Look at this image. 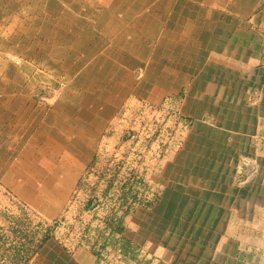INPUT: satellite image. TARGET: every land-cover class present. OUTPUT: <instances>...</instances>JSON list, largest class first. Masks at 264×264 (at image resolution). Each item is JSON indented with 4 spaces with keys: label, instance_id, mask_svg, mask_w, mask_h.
I'll use <instances>...</instances> for the list:
<instances>
[{
    "label": "rangeland",
    "instance_id": "1",
    "mask_svg": "<svg viewBox=\"0 0 264 264\" xmlns=\"http://www.w3.org/2000/svg\"><path fill=\"white\" fill-rule=\"evenodd\" d=\"M160 1L0 0V264H163L137 219L203 214L152 211L185 142L235 121L245 97L222 93L237 87V55H264V0H171L153 37ZM119 54L123 79L106 61ZM253 100L264 105V84ZM253 165L260 176L239 183L264 200ZM237 214L258 219L241 243L264 264V206Z\"/></svg>",
    "mask_w": 264,
    "mask_h": 264
},
{
    "label": "crops",
    "instance_id": "2",
    "mask_svg": "<svg viewBox=\"0 0 264 264\" xmlns=\"http://www.w3.org/2000/svg\"><path fill=\"white\" fill-rule=\"evenodd\" d=\"M155 1L139 0L133 9L143 10ZM170 1H160L161 7L155 6L152 15L145 18L153 22V37ZM263 18V14L259 15L256 23L260 24ZM195 32L188 29L186 39ZM251 34L257 36L255 31ZM121 39L123 44L124 38ZM119 56L106 57L107 63L112 65L110 72L114 75L120 73L113 76L115 79L126 78L121 71L124 65L129 64V60ZM237 56V87L225 88L222 93L245 97L239 102L237 100L235 121L224 120L222 123L219 120L217 125L203 123L202 128L212 132V135L217 134L216 138L205 134L196 139L199 140L197 147L191 146L189 140L185 142L166 166L169 180H165L167 185L162 200L154 205L152 211L154 214L157 208L169 201L172 208L193 206L201 208L203 214H194L192 219H178L177 215H172L173 219H137L135 222L138 244L154 247L155 256H160L163 264H255V261L250 262L257 257L242 249L240 226L245 221L255 224L258 219H240L241 215L237 212L239 209L241 213L245 202L255 209L264 206L255 184L241 187L242 182L239 183L241 178L249 179L256 171L253 164L257 160L264 161V152L261 151L264 143V105L253 100L264 84V66H259L264 61V55ZM218 116L221 119V113ZM67 136L71 138V135ZM257 171L254 179L260 176ZM260 172L264 176V169ZM260 179L263 180V177ZM167 224H170L168 234ZM182 224L186 225V231L171 228V225ZM128 227L131 228V223ZM251 234L252 237L257 235Z\"/></svg>",
    "mask_w": 264,
    "mask_h": 264
},
{
    "label": "trees",
    "instance_id": "3",
    "mask_svg": "<svg viewBox=\"0 0 264 264\" xmlns=\"http://www.w3.org/2000/svg\"><path fill=\"white\" fill-rule=\"evenodd\" d=\"M117 231H119L120 233H123L124 232V229H120L119 227L117 228Z\"/></svg>",
    "mask_w": 264,
    "mask_h": 264
}]
</instances>
